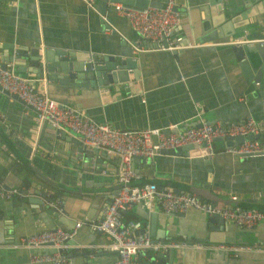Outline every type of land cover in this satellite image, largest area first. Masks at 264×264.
<instances>
[{
    "label": "crops",
    "instance_id": "1",
    "mask_svg": "<svg viewBox=\"0 0 264 264\" xmlns=\"http://www.w3.org/2000/svg\"><path fill=\"white\" fill-rule=\"evenodd\" d=\"M90 1L93 7L86 0H0V62L29 77L56 100L114 127L182 129L198 124L199 119L223 124L251 119L261 124L253 138L264 145V64L256 68L254 78L249 66L240 64L244 59H237L231 48L236 38L264 36V0H176L180 20L172 34L189 45L147 51L133 50L131 42L148 41L139 38L128 19L113 9L114 1L104 0L102 13L94 7L98 0ZM152 2L158 5L162 0ZM231 31L227 42L225 35ZM121 41L131 48L136 66L126 69L125 81L105 79L109 73L105 62L114 66L124 57ZM45 50H61L69 57L84 53L93 61L99 58V81L34 75L37 57ZM76 139L68 128L58 129L46 120L37 123L31 107L0 89V189L3 185L20 189L19 194L0 201V264H44L31 261L30 256L48 249L15 246L19 237L56 226L68 228L77 220L84 222L68 240L66 264L114 261L115 250L99 246L109 236L92 229L86 220L97 219L117 191L120 162L100 147L95 151L90 147L91 155L86 157V151L77 149ZM223 141L213 139L211 156L190 155L187 148L149 158L134 156L130 165L139 177L131 182L153 181L175 191L202 193V199L218 206V197L234 196L240 207L264 209V154L240 157L226 151L233 144ZM35 189L44 190L45 195L50 192L52 201L44 197L41 203L28 201V195L40 196ZM133 207L122 212V219H138L155 240L264 245V220L242 226L224 219L211 228L209 213L195 208L180 211L183 214L176 217L153 204L146 207L152 213L149 218ZM167 249H171L170 257L159 264L264 262L262 251L228 253L207 246ZM147 251L157 252L140 250L130 264H149Z\"/></svg>",
    "mask_w": 264,
    "mask_h": 264
},
{
    "label": "built area",
    "instance_id": "2",
    "mask_svg": "<svg viewBox=\"0 0 264 264\" xmlns=\"http://www.w3.org/2000/svg\"><path fill=\"white\" fill-rule=\"evenodd\" d=\"M86 2L93 7L92 1L86 0ZM111 5L117 13L128 19L132 28L139 34V38L148 41V43H140L139 40L131 42L133 50H170L189 45L172 34V30L180 20L176 0H162L159 6L137 7L115 1ZM102 18L105 19V16L102 15ZM242 38L244 37L236 38L232 42L242 40ZM252 41L262 44L264 36L249 39V42ZM0 89L9 94H15L24 104L31 107L37 123L46 120L58 129L68 128L77 135L84 147H100L118 157L120 165L116 170V180L119 183L117 191L103 205L97 219L86 220L92 229L109 236L108 242L99 246L116 251L112 264H130L132 256L140 250H166L171 246H207L228 253L264 252V245L258 246L239 241L204 244L199 241L155 240L148 235L146 229L141 227L138 219H122L123 211L130 208L132 204L141 203L147 208L157 204L167 213L184 211L189 207L208 213L217 212L224 219L242 226H251L264 220V209L262 208L236 205L219 207L216 202L202 199L194 192L175 191L159 186L153 181L132 183L131 179L138 178L139 173L130 165L134 156L149 158L159 153L160 149L176 148L183 144H191L187 148V153L190 155L211 156L213 154L212 141L215 137L256 134L262 128L261 124L251 119L230 120L224 124L199 119L198 125L190 124L182 129L172 128L173 126L169 128H118L107 122L96 121L77 107L56 100L45 91L38 89L29 77L15 73L11 66H3L1 62ZM225 150L240 157H247L264 154V145L260 144L257 139L251 138L226 146ZM19 192L20 189L17 186L1 188L0 201L14 193L19 194ZM83 222L84 220H77L68 228L56 226L32 232L19 237L14 245L48 249L46 252L31 254L30 260L33 262L66 264V250L70 246L68 240L74 236Z\"/></svg>",
    "mask_w": 264,
    "mask_h": 264
},
{
    "label": "water",
    "instance_id": "3",
    "mask_svg": "<svg viewBox=\"0 0 264 264\" xmlns=\"http://www.w3.org/2000/svg\"><path fill=\"white\" fill-rule=\"evenodd\" d=\"M109 1H120L124 4L128 5H135L138 7H143L146 5H155L159 6L161 2L157 4H153V0H109ZM105 1L104 0H98L95 2L94 7L96 8L97 11L103 12V8L105 7ZM206 10V8H205ZM212 10V9H211ZM221 15H216L212 19H217ZM192 22V21H191ZM212 22V21H211ZM213 21L212 23H214ZM191 33V31H190ZM233 33L231 31L228 33L226 38L224 39L225 41L229 42V34ZM192 34L195 35L194 29L192 30ZM260 37V36H258ZM242 38V40H237L236 42H232L231 48L234 52V56L237 59H244L243 62L240 64H246L249 66L251 69V73L254 74V78H256L255 73L257 72L256 68H261L262 64H264V43L260 44L257 41H252L249 42V40ZM185 41V40H184ZM122 46H120V54L123 55V58H119L116 60L114 66L111 64H107L105 62V68L108 69L109 73L106 74V78H112L117 77L119 81H125L127 78V68L131 67L134 68L136 66L137 60L132 57V50L131 48H126L124 45L125 43L123 41L120 42ZM175 51V50H174ZM64 53L61 50H45L41 55L37 57L36 63L38 64V69L34 71V75L37 76H43L48 79H55V78H60L61 80H64L63 78H85V79H90V82L93 83L94 79L96 78L97 81H99L98 74H99V69L102 68L99 62V58L95 61L90 60L85 56L84 53L82 54H76V55H71L65 56L63 55ZM71 54V52H70ZM33 58V57H31ZM36 57H34L35 59ZM81 59H86L85 62L81 63ZM116 59V58H115ZM3 66H5V63H2ZM59 71H66L64 74H60ZM13 97H16L15 94H11ZM195 125H198L197 123ZM254 137V134L252 133H246L244 135L237 134L234 136H224V137H215L214 140L217 139H222L224 140L223 142L225 145L228 143L229 144H236L244 139H251ZM80 144L78 146L79 151H86V157L90 156L91 153L89 151V148L84 147L78 139H76V142ZM191 144H183L179 147L176 148H166V149H160V152H166V153H176L180 152L182 150H186V148L190 147ZM92 151L96 150V147L91 148ZM103 154V153H102ZM252 156V155H250ZM3 188H6L5 185L2 186ZM8 187V186H7ZM35 193H40V196H33V195H28L27 200L33 203H41L43 201V198L47 200L49 203L52 201V194L49 192L47 195H45L44 190H37L35 189ZM208 193V192H207ZM32 194V193H30ZM199 197L203 196L202 193H197ZM214 198V197H212ZM221 204L219 207H223L224 205H236L238 206L237 200H234V198L230 197H225L221 196L218 197ZM215 200V198L213 199ZM217 200V199H216ZM134 211L137 212V214L142 215V216H149L151 218L152 213H150L148 210H146V207L141 205V203H135L133 207ZM172 216H180L183 213L182 212H175V213H169ZM207 220L210 223L211 228H216L218 227L219 224H221L224 220V218L217 212L209 213L207 215ZM212 223V224H211ZM170 251L171 249L165 250L163 253L160 252H150L147 251V258H148V263L149 264H159V262L162 259L168 260L170 257ZM116 254V251H114ZM147 264V263H146Z\"/></svg>",
    "mask_w": 264,
    "mask_h": 264
}]
</instances>
